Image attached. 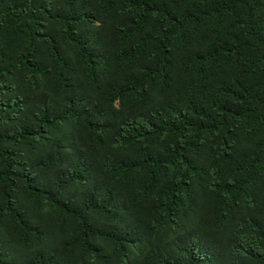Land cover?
Here are the masks:
<instances>
[{
	"label": "trees",
	"instance_id": "obj_1",
	"mask_svg": "<svg viewBox=\"0 0 264 264\" xmlns=\"http://www.w3.org/2000/svg\"><path fill=\"white\" fill-rule=\"evenodd\" d=\"M0 264H264V0H0Z\"/></svg>",
	"mask_w": 264,
	"mask_h": 264
}]
</instances>
